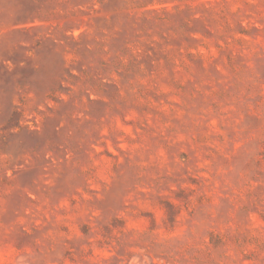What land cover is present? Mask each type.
<instances>
[{
	"label": "rangeland",
	"instance_id": "374dc122",
	"mask_svg": "<svg viewBox=\"0 0 264 264\" xmlns=\"http://www.w3.org/2000/svg\"><path fill=\"white\" fill-rule=\"evenodd\" d=\"M0 264H264V0H0Z\"/></svg>",
	"mask_w": 264,
	"mask_h": 264
}]
</instances>
